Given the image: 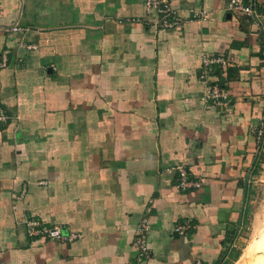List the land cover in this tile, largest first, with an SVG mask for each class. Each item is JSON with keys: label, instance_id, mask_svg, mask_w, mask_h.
I'll list each match as a JSON object with an SVG mask.
<instances>
[{"label": "crops", "instance_id": "obj_1", "mask_svg": "<svg viewBox=\"0 0 264 264\" xmlns=\"http://www.w3.org/2000/svg\"><path fill=\"white\" fill-rule=\"evenodd\" d=\"M231 1L172 0L182 27L166 31L144 0H0V264H137L145 217L147 264L238 259L264 13L234 14ZM204 55L227 60L221 80L218 66L203 77ZM214 82L228 93L220 107L201 99ZM179 165L201 188L177 189ZM29 218L77 238L30 237ZM249 253L234 264H254Z\"/></svg>", "mask_w": 264, "mask_h": 264}, {"label": "built area", "instance_id": "obj_2", "mask_svg": "<svg viewBox=\"0 0 264 264\" xmlns=\"http://www.w3.org/2000/svg\"><path fill=\"white\" fill-rule=\"evenodd\" d=\"M144 7L151 17L157 20V24L166 31H178L182 27L181 19L175 12L172 0H144ZM229 11L234 14H242L253 20L258 18L256 14L254 0H232L229 4ZM205 17V14H201ZM21 27H13V32H21ZM7 59L3 61V66H6ZM221 67L223 74L226 73L229 64L224 57L214 55L203 56V77H211L215 67ZM205 104L211 107H220L228 99V93L222 86L217 83H211L207 87L206 92L201 98ZM9 121V114L6 109L0 105V126L6 125ZM255 138L260 148L264 144V110L259 123L255 128ZM177 173V189L187 191L191 189L201 188L202 182H199L193 177L191 171L185 165H179L175 169ZM22 195H14L15 199H20ZM151 211L148 210L147 214ZM27 234L30 237H40L43 240L49 241H70L76 236L68 237L63 234L62 229L58 226H47L43 222L29 218L25 220ZM179 231L185 230L184 227H179ZM138 237L134 245L137 264H147L151 249L149 245V224L147 217L137 227Z\"/></svg>", "mask_w": 264, "mask_h": 264}, {"label": "rangeland", "instance_id": "obj_3", "mask_svg": "<svg viewBox=\"0 0 264 264\" xmlns=\"http://www.w3.org/2000/svg\"><path fill=\"white\" fill-rule=\"evenodd\" d=\"M263 3L261 0L258 4L262 6ZM258 154V164L252 179L255 189L254 203L247 215L244 233L236 249L239 258L249 249V254L257 257L254 264H264V255L258 253L264 249V144L262 148L259 147ZM238 259L230 260L227 264H234Z\"/></svg>", "mask_w": 264, "mask_h": 264}, {"label": "trees", "instance_id": "obj_4", "mask_svg": "<svg viewBox=\"0 0 264 264\" xmlns=\"http://www.w3.org/2000/svg\"><path fill=\"white\" fill-rule=\"evenodd\" d=\"M254 4H255V9L257 10V13L258 14H262V13H264V4L262 5V6H260L259 4H258V2H257V0H254ZM258 19V18H257ZM256 19V20H257ZM219 69H220V73H218V74H220L219 75V80H221V77L223 76V70H222V68L221 67H218ZM215 75V74H214ZM213 76V75H212ZM217 83H219V82H217ZM220 84V83H219ZM221 86H222V84H220ZM237 258H239V257H237Z\"/></svg>", "mask_w": 264, "mask_h": 264}, {"label": "bare ground", "instance_id": "obj_5", "mask_svg": "<svg viewBox=\"0 0 264 264\" xmlns=\"http://www.w3.org/2000/svg\"><path fill=\"white\" fill-rule=\"evenodd\" d=\"M263 255V254H261ZM236 264H250V260H240L238 263Z\"/></svg>", "mask_w": 264, "mask_h": 264}]
</instances>
